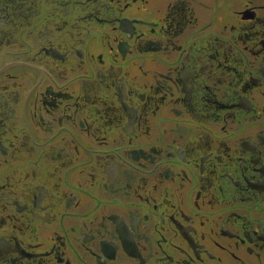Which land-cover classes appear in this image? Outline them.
<instances>
[{"label":"flooded vegetation","instance_id":"obj_1","mask_svg":"<svg viewBox=\"0 0 264 264\" xmlns=\"http://www.w3.org/2000/svg\"><path fill=\"white\" fill-rule=\"evenodd\" d=\"M0 264H264V0H0Z\"/></svg>","mask_w":264,"mask_h":264}]
</instances>
